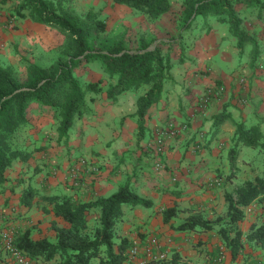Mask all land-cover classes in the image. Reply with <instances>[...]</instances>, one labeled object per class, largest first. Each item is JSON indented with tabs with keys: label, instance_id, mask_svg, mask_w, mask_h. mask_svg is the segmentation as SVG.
<instances>
[{
	"label": "crops",
	"instance_id": "1",
	"mask_svg": "<svg viewBox=\"0 0 264 264\" xmlns=\"http://www.w3.org/2000/svg\"><path fill=\"white\" fill-rule=\"evenodd\" d=\"M238 11L241 28L250 38L240 48L228 26L211 16L194 20L183 30L180 49L173 48L170 54L169 77L140 125L135 101L144 87L124 91L112 101L103 92L89 93L90 112L74 119L67 139L57 143L55 137L46 141L33 138L29 144L32 149L43 147L34 149L25 161L15 160L5 170L6 181L0 192V234L27 229L32 240L44 237L53 242L51 225L67 227L68 223L53 214L44 195L67 194L87 201L107 196L127 183L150 205L125 203L120 207L121 215L113 226L115 242L125 238L143 247L154 237L167 251L165 260L175 250L191 263H212L221 245L213 244L215 250L211 248L210 231L173 227L201 205L215 203L224 209L223 193L244 180L261 176L264 169V159L262 166L253 165L264 151L259 147L237 144L232 165L227 157L235 143V125H258L264 135V9L241 7ZM213 86H221L222 91L207 96L202 106L205 88ZM240 99H245L244 103ZM167 124L176 132L163 138L161 167L156 168L150 142L155 130ZM74 158L82 162L71 164ZM221 171L223 177L229 176L224 179L223 191H218ZM26 187L33 190L29 205L19 202ZM172 205L178 209L176 214L163 222L161 210ZM262 207L253 217L244 215L246 227L264 219ZM240 208L244 213L249 206ZM91 211L98 217V210L90 208L87 225ZM180 215L176 222L174 219ZM240 224L238 227L244 231ZM195 241H202V250ZM258 251L264 262V251ZM91 259L89 264H98L96 257Z\"/></svg>",
	"mask_w": 264,
	"mask_h": 264
},
{
	"label": "trees",
	"instance_id": "2",
	"mask_svg": "<svg viewBox=\"0 0 264 264\" xmlns=\"http://www.w3.org/2000/svg\"><path fill=\"white\" fill-rule=\"evenodd\" d=\"M115 4L127 6L153 20L169 9V0H111ZM264 9V0H182V25L188 27L197 16H211L225 23L236 36V46L242 47L250 41L241 28V18L236 6ZM19 18L48 25L58 29L65 38L58 57L41 66L28 62L25 78L16 79L10 65L0 61V192L6 181L5 170L15 161H25L36 148H28L19 139L20 129L28 122L27 108L31 102L51 109L56 119L57 140H65L75 117L87 111L86 94L104 93L111 101L124 91H136L144 87L136 97L138 125L149 105L161 93L162 83L169 77L171 67L168 48L170 44L160 40L150 48V40L140 39L134 48L127 46L123 34L103 35L104 21L91 10L76 12L69 0H17L12 13ZM99 62L106 77L102 80L81 82L75 69L81 63ZM235 143L229 148L227 157L232 165L237 144L264 150V135L258 125H235ZM229 175H226L228 178ZM33 190L26 187L19 202L29 205ZM234 194L225 191V222L231 226V234L220 229L221 239L234 258L242 246L241 237L264 251V219L251 222L245 231L237 225L243 218V207L264 194V169L262 175L244 180L235 187ZM51 204L54 215L68 223L67 227L51 225L55 232L53 242L42 237L32 240L24 229L14 234L11 244L31 260L48 261L58 259L57 264H89L96 257L98 264H121L130 246L125 238L114 241L113 226L121 215L120 204L149 206L150 201L137 195L124 183L107 196L83 201L67 194L43 196ZM98 210V220L92 228L87 225L86 214L90 208ZM172 205L161 210V219L168 222L176 214ZM173 228L176 230H210L212 222L198 212L188 213ZM163 264H194L172 250ZM3 264H11L4 262Z\"/></svg>",
	"mask_w": 264,
	"mask_h": 264
},
{
	"label": "rangeland",
	"instance_id": "3",
	"mask_svg": "<svg viewBox=\"0 0 264 264\" xmlns=\"http://www.w3.org/2000/svg\"><path fill=\"white\" fill-rule=\"evenodd\" d=\"M181 1L182 0H169V9L160 17L153 20L148 19L144 14L139 13L132 8L115 4L111 0H69V4L70 7L78 13H83L87 10L94 11L105 23V31L103 35L112 37L123 34L124 40L130 48L136 47L140 39L150 40V46L163 40L170 45H162V51L168 48L169 54H171V52L175 51L174 49L179 48L178 42H180L183 30L187 28L182 25ZM16 3L17 0H0V17L2 19L0 21V61L3 64L10 65L16 79L22 81L25 78L26 64L31 62L44 66L56 60L59 50L65 42V38L56 28L33 22L28 18L14 16L12 13ZM241 7L242 6L237 5V11L240 10ZM200 19L201 16H197L194 20L200 21ZM193 21L188 27H191L194 24ZM75 74L81 82L101 79L102 85H104L107 81L99 62H83L75 69ZM88 94L89 93L86 94V105L88 101H90L87 98ZM86 112H90L88 106L87 111L84 113ZM26 115L28 122L19 132V139L25 146L32 148L33 146L30 147L29 144L31 145L30 141L33 140V138L36 139L35 137H37V140L44 141H46V139L51 140L50 137H55L57 143L64 141L63 139H56V119L53 117L50 108L31 102L27 108ZM39 147L42 148L43 145H39ZM263 159L264 151L254 159L253 165L258 166L261 164L262 166ZM71 162V164H77L79 159L77 160L74 158ZM220 175L221 180L219 181V184H216V190L223 191V182L224 179H226L227 174L223 177V172L221 171ZM237 186L238 184L235 185V187ZM235 187L231 188L230 191L233 196H235ZM263 197L264 194H261L253 200L254 206L245 209L243 218H245L244 215L247 218L251 216L253 217V213L257 209L261 210L263 208L260 205ZM124 204L125 203H121L120 207ZM247 205H249V203ZM199 208L200 209L197 212L212 222V228L208 230L211 232L209 236L212 240H209L211 248L215 250L216 246H213V244L217 245V247L219 245L223 246V261L211 264H228L231 261L235 264H264L262 255L258 251L259 248L254 244L247 242L243 236L241 237V248L238 250L236 256L231 258L228 249L222 242L220 233V229H224L231 234V226L225 222L226 203L224 209L223 206H215V203L212 206L201 205ZM259 214L260 213L254 214V217L257 218ZM181 216L182 215L178 216L174 220L178 222L179 218L181 219ZM243 218L240 221H237L234 225L238 226V223H241L240 225L245 231L247 227L245 222H243ZM96 219L98 220L97 213L91 211L88 221L89 228H92L94 224H96ZM197 230L199 231L200 229ZM215 239L217 240L216 242ZM201 244L202 241H195V246H199L202 250ZM201 250H199V252L203 253ZM217 252L218 248H216L214 254L216 255ZM6 261L11 263V258L8 252L2 247L0 238V264H3ZM57 261L58 259L56 258L48 261H43L39 258L34 260L36 264H57Z\"/></svg>",
	"mask_w": 264,
	"mask_h": 264
},
{
	"label": "built area",
	"instance_id": "4",
	"mask_svg": "<svg viewBox=\"0 0 264 264\" xmlns=\"http://www.w3.org/2000/svg\"><path fill=\"white\" fill-rule=\"evenodd\" d=\"M222 91L221 86H213L206 87L204 93L201 98V105L204 106V103L207 101V96L209 95H218ZM245 99H240V103H244ZM176 132L175 129L172 128L170 124L165 125L164 127H160L155 130L153 134V138L150 142L151 153L154 157V166L156 168L161 167V163L159 161V156L163 147V138L168 134H174ZM152 145V146H151ZM82 162V159L79 160V163ZM217 182V181H216ZM218 183V182H217ZM261 206H264V197L261 202ZM249 208L254 206L253 200L249 203ZM248 208V209H249ZM14 234L11 231H3L0 234L2 247L5 251L8 252L11 263L12 264H36L33 260L25 256L21 251L15 248L11 244V240ZM159 241H157L154 237H150L148 243H146L143 247L139 246L138 242H132L127 249L126 257L121 262V264H151L152 262L163 261L166 259L167 251L165 249L160 248ZM223 261V246L218 247V252L216 256L212 260V263H220ZM207 264H211L208 262ZM228 264H235L234 262H229Z\"/></svg>",
	"mask_w": 264,
	"mask_h": 264
},
{
	"label": "water",
	"instance_id": "5",
	"mask_svg": "<svg viewBox=\"0 0 264 264\" xmlns=\"http://www.w3.org/2000/svg\"><path fill=\"white\" fill-rule=\"evenodd\" d=\"M153 46H154V45H151L150 48L153 47Z\"/></svg>",
	"mask_w": 264,
	"mask_h": 264
}]
</instances>
